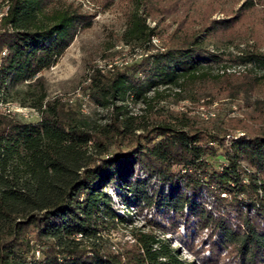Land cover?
<instances>
[{
  "label": "trees",
  "instance_id": "obj_1",
  "mask_svg": "<svg viewBox=\"0 0 264 264\" xmlns=\"http://www.w3.org/2000/svg\"><path fill=\"white\" fill-rule=\"evenodd\" d=\"M4 1L0 110L13 101L17 86L29 85L52 67L92 18L76 8L56 7L52 0ZM252 7L247 0L244 10ZM234 21H210L197 32L172 35L152 54L145 46V56L129 66L130 72L116 67L106 75L97 72L91 77L97 97L108 103L205 79L204 65L218 56L202 42L229 30ZM129 24V37L148 42L156 36L136 14ZM238 59L264 71L261 53L246 50ZM44 98L40 91L29 103L38 113L34 123L0 112V264H191L152 233L176 228L177 220L190 236L208 231L207 264L221 263L222 252L231 258L223 264H264V133L231 136L224 144L219 131L160 124L128 137V118L118 119V112L109 130L91 132ZM151 178L158 184L156 193L148 189ZM110 184L126 214L114 212L106 192ZM151 209L162 226L147 219L150 231L133 228L131 246L105 249L103 237L131 225L128 212Z\"/></svg>",
  "mask_w": 264,
  "mask_h": 264
},
{
  "label": "rangeland",
  "instance_id": "obj_2",
  "mask_svg": "<svg viewBox=\"0 0 264 264\" xmlns=\"http://www.w3.org/2000/svg\"><path fill=\"white\" fill-rule=\"evenodd\" d=\"M246 1L52 0L56 7L68 6L90 15L91 25L75 35L63 55L52 67L40 72L36 81L17 86L18 93L11 94L9 98L13 101L5 104L0 112L5 114L7 111L20 121L34 123L38 120V113L28 106L42 91L45 94L43 103H49L62 115L73 117L76 125L85 131L109 130L110 118L118 112V119L128 118V137L143 135L152 126L160 124L184 130L219 131L224 134V144L231 136L264 133V71L238 59L246 50L264 55V0H251L253 7L244 10ZM5 4L0 0V14ZM132 14L144 18V25L152 28L156 36L148 42L142 36L129 37L127 30ZM228 18H235L229 30L216 33L202 42L204 48L218 56L216 62L204 65L205 79L181 83L180 87L158 86L142 91L141 96L126 94L116 101L108 99V103L97 97V88L91 80L97 72L106 75L114 67L120 72H130L129 66L145 56V46H149L150 54L161 51L172 35L197 32L210 21ZM246 81L249 85L244 90ZM20 101L23 105L19 104ZM113 107L117 109L113 110ZM134 172L139 177L143 176L137 167ZM157 187L151 178L150 192L156 193ZM116 191L113 184L106 187L114 212L126 214L114 195ZM128 214L131 225L119 226L103 237L105 249L115 251L131 246L130 232L133 228L150 231L147 219L163 225L153 209L140 214L133 210ZM185 229L182 220H177L176 228H153L152 233L160 240L165 239L185 262L207 264L208 231L190 236ZM220 257L222 261L219 264L231 262L225 252Z\"/></svg>",
  "mask_w": 264,
  "mask_h": 264
}]
</instances>
